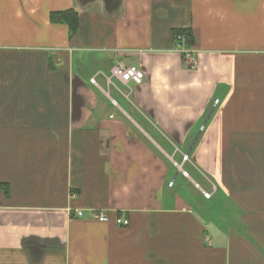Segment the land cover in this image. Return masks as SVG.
I'll use <instances>...</instances> for the list:
<instances>
[{"label":"crops","instance_id":"obj_1","mask_svg":"<svg viewBox=\"0 0 264 264\" xmlns=\"http://www.w3.org/2000/svg\"><path fill=\"white\" fill-rule=\"evenodd\" d=\"M0 264H264V0H0Z\"/></svg>","mask_w":264,"mask_h":264},{"label":"built area","instance_id":"obj_2","mask_svg":"<svg viewBox=\"0 0 264 264\" xmlns=\"http://www.w3.org/2000/svg\"><path fill=\"white\" fill-rule=\"evenodd\" d=\"M176 43H177L176 49L180 54L183 55L184 60L185 61L187 60L190 64H193L194 63V57L192 55V51L187 50V49L182 47V45L184 43H186L185 35L184 34H178L176 36ZM110 74H111V78L118 79L123 83L132 82L136 85L141 84L143 81V78H144L143 72L139 68H137L136 66H132V65L126 66L122 63L115 64L111 68ZM91 81L94 83V80H91ZM216 102H217V100H216ZM68 213L71 217L75 216L77 218H80L83 216V213L80 210L69 209ZM97 220L99 222H106L107 216L103 212H100L97 214ZM117 223L121 224V223H123V220L117 219Z\"/></svg>","mask_w":264,"mask_h":264},{"label":"rangeland","instance_id":"obj_3","mask_svg":"<svg viewBox=\"0 0 264 264\" xmlns=\"http://www.w3.org/2000/svg\"><path fill=\"white\" fill-rule=\"evenodd\" d=\"M101 81V80H100ZM99 80H97V82L98 83H100L101 84V86L103 87V89L106 91V92H109L115 99L116 98H118V95H117V91L115 90V88L113 87V86H116L118 89H120V90H125V89H123V87L120 85V84H113V85H111V86H106L105 84H103L102 82H100ZM113 83H115V80H113ZM94 89L96 90V91H98V92H100V90H98V89H96L95 87H94ZM209 108H210V106H209ZM209 108L206 110V112L208 111L209 113H212V111H213V109H210L209 110ZM205 125V124H204ZM204 126L202 127V128H200V130H199V132L200 133H202L203 131H204ZM206 129V128H205ZM199 137V138H198ZM196 138L198 139V141L197 142H200V140H201V136H199V135H197V136H195L194 138H193V140H194V142L196 141ZM194 144V143H193ZM185 155V154H184ZM186 157L187 156H183L182 157V162H185V161H187L188 159H186ZM182 175H180V177H181ZM192 177H193V179L195 180V182H197V183H200V181L198 180V178H196L193 174H192ZM192 179V180H193ZM185 180H187L185 177H184V179H182V177L179 179V180H177V182H176V186H175V189L179 186V185H183L184 186V190L182 191L181 190V193L183 194V195H185V197L194 205V203L196 204L197 203V201H199V200H201V198H203L202 196H204V194H203V192L201 191V189H199V188H197V187H195L194 186V183H193V181L192 182H190V181H188V183H186V181ZM174 182H175V180H174ZM201 184V183H200ZM189 185H191V187L189 186ZM202 185V184H201ZM203 186V185H202ZM204 187V186H203ZM206 190V189H205ZM212 190H213V188H210L208 191L209 192H212ZM212 194H214V193H212ZM217 194H216V196L212 199V200H210V201H207V200H205L204 201V199H202V203H200L202 206H203V209H205V210H214L216 207L214 206V205H212L213 203H215V201L217 200ZM205 197V196H204ZM196 206V205H195Z\"/></svg>","mask_w":264,"mask_h":264},{"label":"trees","instance_id":"obj_4","mask_svg":"<svg viewBox=\"0 0 264 264\" xmlns=\"http://www.w3.org/2000/svg\"><path fill=\"white\" fill-rule=\"evenodd\" d=\"M50 20L66 23L72 32H74L78 23L77 15L73 10H68L59 13H51ZM177 33L182 34L181 32H177Z\"/></svg>","mask_w":264,"mask_h":264}]
</instances>
